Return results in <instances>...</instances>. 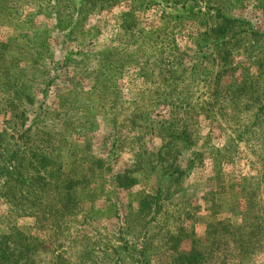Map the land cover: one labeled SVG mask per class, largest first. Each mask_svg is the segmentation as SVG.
<instances>
[{
	"label": "rangeland",
	"instance_id": "rangeland-1",
	"mask_svg": "<svg viewBox=\"0 0 264 264\" xmlns=\"http://www.w3.org/2000/svg\"><path fill=\"white\" fill-rule=\"evenodd\" d=\"M63 1L0 0V264H264V0Z\"/></svg>",
	"mask_w": 264,
	"mask_h": 264
},
{
	"label": "trees",
	"instance_id": "trees-1",
	"mask_svg": "<svg viewBox=\"0 0 264 264\" xmlns=\"http://www.w3.org/2000/svg\"><path fill=\"white\" fill-rule=\"evenodd\" d=\"M58 1H60V0H48L49 3L53 2V3H57V4L59 3ZM115 1L121 2L122 0H85L84 1L85 5L90 7V9L86 8L85 5L82 8L80 7V11H79L80 13L79 12L77 13L78 15H80V19L77 20V22H82V21L86 20L88 15H89L90 10H95L96 8H98L100 10H103V9L105 10V9H107L106 7H110L111 4H113V2H115ZM66 3H68V0H64L63 2H61L60 8L62 10L65 9L68 11V8H70L72 5L68 6V4L66 5Z\"/></svg>",
	"mask_w": 264,
	"mask_h": 264
}]
</instances>
